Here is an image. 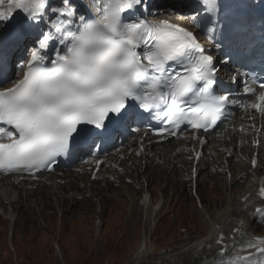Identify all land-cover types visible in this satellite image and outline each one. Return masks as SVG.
Segmentation results:
<instances>
[{"label":"snow or ice","instance_id":"6c2138e0","mask_svg":"<svg viewBox=\"0 0 264 264\" xmlns=\"http://www.w3.org/2000/svg\"><path fill=\"white\" fill-rule=\"evenodd\" d=\"M161 9L206 30L223 50L221 64L231 60L228 49L246 46L257 23L264 34V0H0V85L11 80L0 86V173L34 176L74 151L95 155L93 146L145 113L159 122L150 130L162 139L185 126L192 131L185 138L202 145L197 133L214 130L229 106L264 116V78L251 74L260 91L245 86L244 95L255 97L246 103L215 94L218 58L188 27L148 18ZM260 55L264 60V44ZM251 162L255 167V157ZM258 196L264 200V180ZM255 212L264 220V209ZM223 240L214 264H264V239L232 254Z\"/></svg>","mask_w":264,"mask_h":264},{"label":"rangeland","instance_id":"374dc122","mask_svg":"<svg viewBox=\"0 0 264 264\" xmlns=\"http://www.w3.org/2000/svg\"><path fill=\"white\" fill-rule=\"evenodd\" d=\"M174 176L176 175L174 174ZM161 177L157 180L162 181V188H168ZM145 180L146 185L154 183L147 178ZM212 180L214 184L215 181ZM205 182L207 188L205 185L203 187L202 184L197 186L202 196L200 199H203L199 200L198 203H203L205 208L218 206L219 198L225 195L224 192L217 190L219 186L217 189L215 185L211 187L210 180L205 179ZM114 184L118 185L117 183ZM239 184H241V180L233 183L232 189H236L238 192ZM162 188H159L160 194L161 197L165 198L166 204L164 205L162 202L153 216L147 211H144L142 215L137 208L133 207L131 203L135 194L133 189L127 192L125 201L120 200L122 195L116 194L115 190L110 191L109 189L106 191V196H102L98 192L97 195L104 197V200L102 199V202L97 204V197L94 196L97 207L99 206L95 213L98 217L94 215L91 209L95 208V204L90 201L91 194L88 195L89 197L87 196L88 202L85 201L86 199H81L82 202L80 201V203L73 201L71 206H73L74 211L72 213L67 211L68 206L58 208L55 198L51 205L47 199L50 193L42 195L39 198L47 199L44 206H48L50 209L55 206L60 210L58 217L57 210H55L54 215L49 220L42 217L44 224L37 217L35 225V218L32 214L33 206L29 207L30 204H28L25 209L21 208V212H17L29 215L22 221L35 225L36 232H33L30 226L20 229L18 222L11 232L9 240L11 247L6 243V236L9 234L8 224L1 223L0 226L4 229L0 228V264H138L140 260L145 261L144 264L153 262L157 255L160 256L161 254L162 256L174 251L173 246L180 248L181 241L188 243L191 240H196L198 236L202 235L200 229L204 227L201 224V218L195 211L197 206L194 205L193 201L186 202V198L175 197V186L173 190L169 189L172 192L165 189L163 196ZM148 189L150 190L147 191L149 196L156 195L153 187H148ZM102 190L105 191L101 188ZM122 190L125 189L121 187V192ZM234 194L236 192L232 193V195ZM114 201L117 203H113ZM108 202L110 203L109 207L102 211L103 206ZM87 203H90L89 208L84 205ZM172 204L177 207L176 210H170ZM81 206L83 209H80ZM49 214L50 210L46 209L44 215ZM94 217L98 219V225L93 227ZM143 217H145L144 220ZM59 220L63 225L59 223ZM156 220L158 223L154 224L153 222ZM258 228V223H252L253 232H260L257 230ZM151 231L154 232L153 235ZM150 236H153V239H149ZM185 236L187 241L183 239ZM55 243L58 245L60 257L53 248ZM143 250L145 252L141 253ZM185 261L186 259H180V263Z\"/></svg>","mask_w":264,"mask_h":264},{"label":"bare ground","instance_id":"6f19581e","mask_svg":"<svg viewBox=\"0 0 264 264\" xmlns=\"http://www.w3.org/2000/svg\"><path fill=\"white\" fill-rule=\"evenodd\" d=\"M255 151H256V163L261 164L262 159H264V147L263 146L256 147ZM168 164H169L168 161H165V167ZM235 167L237 169L234 172H238L239 170L244 169V167L241 164H239V162H237V166H235ZM151 169L154 170L153 174L150 175L152 178L158 179L162 175L161 178L164 179V181L166 182L165 184L168 186V189H171V190L174 189V186L176 184L175 180L173 178H170L168 175L163 174V172H162L163 169L161 167L160 168L152 167ZM135 173L136 172H134V174ZM167 173L168 174L172 173V174H175L177 176V174H176L177 171H175L174 169L168 170ZM146 175L148 176V173ZM134 176L136 178L137 175H134ZM231 177H232V175L231 176L229 175V178H227V179H224L221 176H216V177L211 176L210 177V178L214 179V181L217 182L219 184V186H221V187H219L220 189H218V191L219 190H221V192L223 191L225 195L219 198L220 203L218 204V206H213L211 208H205L204 207L205 205L203 203H199V209H195L196 213L198 214V216L202 220L201 224L204 226L203 228L200 229V234H202V235L198 236V238L196 240H193L192 242L186 243L184 241H181V246H179L180 248L173 246L172 249H175L174 251L169 252L168 254H165L162 256H161V254H160V256L157 255V257L154 258L153 262L150 261V262L145 263V264H214L213 258L217 256V253L219 250V246L217 245L216 242H217V240L221 234H223V236H224L223 245L229 248L230 254H232L231 249L233 247L238 248L242 244L246 243L247 241L252 240L255 237H259V234L257 235V234L252 233V223L254 222L256 213H252L250 211V209L254 205L262 206L264 204V202L262 200L256 198V197H253L252 195H249V194L244 195L243 193H245V191H247V187H244L243 189H241L239 191V193H237L236 189H232V187H228L227 189H225V187L229 186L228 185L229 183H226V181L229 180ZM76 179H77L76 183L77 182L82 183V187L80 189L76 188L77 191L81 192L80 193L81 199H86L85 201L88 202L87 198L91 194L92 197H94V196L97 197L96 198L97 204L102 202V199L104 197L97 195L98 192L101 191V188H97L95 186L90 188L88 190V195H89L88 196L84 193L85 189L83 188V182H84L83 178L78 177ZM114 183H116V182H111L109 184L104 185L105 191H108L109 189H110V191L115 190L116 194L122 195L120 185H116ZM65 184H68V180ZM241 184H243V182ZM72 185L68 188L75 189V188H72ZM212 185L214 187L213 182H212ZM49 191H50V189H48L47 187H43L40 190H38L34 193H31L28 197L34 198L36 195H39V197H41L42 195H45V194L47 195L48 193L52 194L55 190H53L52 192H49ZM233 192H236V194L232 195ZM195 196L198 200L199 194H195ZM123 197L124 196L122 195V199H120V200L126 199ZM108 198H110V197H108ZM55 201L57 202L58 208L63 207V206H65V207L68 206L67 211H70V213H72L74 211V209L72 208L73 206H71V205H72L73 201H75V200L72 198V196H68L65 198L64 197H55ZM1 203L2 202H0V204ZM28 204H30L29 207H32V206L34 207L37 205V201L35 200L32 203H27L26 207L28 206ZM84 205L86 208L90 207V203H87ZM133 205H134V201H133ZM127 206H128V204H127ZM98 208H99V206H98ZM20 209L21 208H19V209L16 208V211L21 212ZM24 209H22V210L24 211ZM132 211L134 212V210H132ZM148 216H146V217H148ZM144 218L145 217H143V220H144ZM233 229H237L238 231L234 232ZM185 238H187V237H185ZM185 238H183V239H185ZM143 252H145V250H143L141 253H143ZM239 254L243 255L244 253L241 252ZM181 258H182V260L186 259V261L184 263H180ZM144 260H146V259H144ZM144 262L145 261L140 260L138 264H144Z\"/></svg>","mask_w":264,"mask_h":264}]
</instances>
